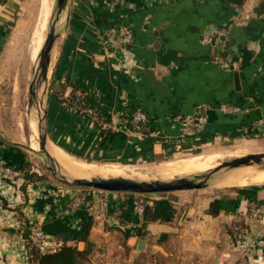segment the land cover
<instances>
[{
    "label": "crops",
    "instance_id": "obj_1",
    "mask_svg": "<svg viewBox=\"0 0 264 264\" xmlns=\"http://www.w3.org/2000/svg\"><path fill=\"white\" fill-rule=\"evenodd\" d=\"M22 7L23 0H0V68ZM62 13L48 83L73 81L95 110H76L48 90L49 145L75 160L117 161L264 140V0H67ZM124 28L131 37L120 42ZM215 35L219 42L201 41ZM137 107L154 135L133 128ZM195 111L205 118L202 127L183 128L182 118ZM28 159L0 133L1 163L21 173ZM101 191L0 171V264H29L19 220L40 225L53 247L65 242L82 249L76 238L84 219L93 243L88 264H145L156 257L165 264H233L243 251L238 229L248 239L246 264H264V187L208 184L146 199ZM140 238L146 243L136 253Z\"/></svg>",
    "mask_w": 264,
    "mask_h": 264
},
{
    "label": "rangeland",
    "instance_id": "obj_2",
    "mask_svg": "<svg viewBox=\"0 0 264 264\" xmlns=\"http://www.w3.org/2000/svg\"><path fill=\"white\" fill-rule=\"evenodd\" d=\"M55 2L56 0H23V7L21 8V12L18 15L19 18L17 19L16 24L14 26L11 42L10 44H8L5 55L2 58L3 61L1 62L0 133L2 134L4 140L5 139L10 140L12 144L18 145L21 149H23L25 153L29 155L30 157V159H28L29 166L34 169L33 171H35V173L40 175L39 178L48 179L60 185H65L60 181V179L56 175L53 174V171L49 169V167H54L56 171L64 174L66 177L69 178L123 176V175H107V174H102L100 176L88 175L71 169L65 171L57 163L56 159H54V161H51L48 158V156L39 148L40 128L38 127V123L41 125V130L45 129L46 132L45 118L42 119L43 110L45 108V98H44L45 96H44V89L40 87L39 91L36 94V97H34L32 100L31 107L28 108V99L31 96L29 93V84L31 80L34 77H36L37 63H38L37 57L36 59L29 60V53L34 41L35 25L38 19L37 16H38L39 7H40V11L38 17H40V22H41L40 24L41 41L43 35H44L43 38L44 41L49 25L55 21V12H56ZM62 21H63V13L55 21L56 36H57V32L60 29V25ZM2 65H4V67H2ZM1 70L3 71L1 72ZM48 90H49V83H48ZM39 119H41V122L39 121ZM33 121L35 123L34 126L29 125ZM204 151H208V152H204ZM259 151H264V140L256 138V139H238L236 141L233 140L224 143L211 142L209 144H205L197 147L195 146L187 147V148L185 147L184 149H181L178 152L166 153L165 156L153 155L152 157L125 158L117 161L116 160L98 161L90 157H84V156H73V157L83 160V162L87 161V163L90 164L103 166L105 167V169H109V170L120 169V168L121 169L133 168L135 170L137 169L140 172L139 174L137 173L138 172L137 171L135 173V176L134 175L131 176L128 173H125V175L123 176L137 180H152V179L168 180L174 177L185 176V177H190L195 181H197L200 179V177H195L196 174L200 176L201 174H205L206 171H202L201 173L198 172L195 174L194 173L187 174L190 172H184L182 173L183 175L172 173L170 175L167 174L166 176H161L157 174H148V172L157 163L168 160H178V159L190 158L194 156H200L202 159L201 160L202 162H200L201 163L200 167H202L203 165L204 166L209 164L212 165V163L230 159L234 156L243 155L249 152H259ZM198 152H202V153H198ZM226 152L227 153L230 152L232 153V155H228V156L222 155L223 153L225 154ZM254 164L258 165L257 163ZM258 166L261 167L260 164ZM233 168L236 167H232V168L221 167L220 169L212 172L209 175L206 183L211 185V187H220V188H231V187L239 188V187L257 186V185L264 187V168L262 169L249 168V167L242 169H233ZM224 173L234 174L237 177L241 176L240 179L244 178L246 181H248V183L245 185H238V186L217 185L215 181L217 180L218 177H220ZM256 176H258L257 177L258 179L256 178ZM194 190H198V188ZM104 192H108V191H104ZM170 192L171 191L155 192V193H133V192H122V193L129 194L135 197L141 196L144 199H146L147 197H149V195L152 196L165 195ZM25 224H24L25 225L24 229L29 230L30 225L26 222ZM236 231H237L236 236H239L238 233L239 229ZM22 232L24 233V230ZM92 258H93L92 260H94L95 256H93ZM111 261L112 260L108 261L109 264L111 263ZM84 263L85 264L89 263V256L87 261H84ZM145 264H165V259L161 257H156V259L145 262Z\"/></svg>",
    "mask_w": 264,
    "mask_h": 264
},
{
    "label": "water",
    "instance_id": "obj_3",
    "mask_svg": "<svg viewBox=\"0 0 264 264\" xmlns=\"http://www.w3.org/2000/svg\"><path fill=\"white\" fill-rule=\"evenodd\" d=\"M234 3H241L242 0H232ZM67 4V0H56L55 2V21L60 17L64 11ZM55 21L52 22L48 31L45 35V39L40 47L37 54V74L29 84L30 97L28 99V108L31 107L32 100L36 97L38 88L42 87L44 89V96L48 92V69L51 59V50L53 43L56 39L55 34ZM150 78L154 84L158 87H162L160 82L157 81L152 73V71L147 70ZM45 98V97H44ZM43 102V101H42ZM45 118V108L43 110L42 119ZM41 122V119H39ZM39 130V148L43 151L51 161H54V156L47 149V139L45 129L41 130V125L38 123ZM257 163L261 167H264V151L259 152H249L243 155L234 156L230 159L220 161L214 167L205 170V174L200 176L196 174L195 177H200L199 180L195 181L190 177L179 176L168 180L164 179H152V180H137L129 177L117 176V177H66L64 174L56 171L54 167H49L53 171L60 181L66 186H77L93 188L98 190L106 191H121V192H133V193H155V192H168L174 190L182 189H196L202 188L206 185L209 175L220 169L221 167H237L240 165H249ZM146 240L143 238L138 239L134 252L141 251L145 246ZM115 264H125L123 262H115Z\"/></svg>",
    "mask_w": 264,
    "mask_h": 264
},
{
    "label": "trees",
    "instance_id": "obj_4",
    "mask_svg": "<svg viewBox=\"0 0 264 264\" xmlns=\"http://www.w3.org/2000/svg\"><path fill=\"white\" fill-rule=\"evenodd\" d=\"M67 86L71 89L68 95H64V90ZM50 93L56 94L61 97L67 106L76 110L82 111L84 108L91 107L85 102L83 92L78 84L70 80L52 81L49 84ZM95 110V109H94ZM100 117V114H98ZM139 130L148 132L147 127H141ZM34 169L29 166L28 160H24L21 164V174L27 180L37 179L40 175L33 171ZM141 197V196H140ZM82 235L76 239L84 241L85 245L79 249L75 243H61L51 249L44 250L39 248L28 236V230H24L25 244L27 248V258L29 264H84L88 259L89 253L92 250L93 243L88 238L90 229V222L83 220L80 226Z\"/></svg>",
    "mask_w": 264,
    "mask_h": 264
},
{
    "label": "bare ground",
    "instance_id": "obj_5",
    "mask_svg": "<svg viewBox=\"0 0 264 264\" xmlns=\"http://www.w3.org/2000/svg\"><path fill=\"white\" fill-rule=\"evenodd\" d=\"M38 16H39V14H38ZM47 21H48V19H47ZM40 24H41L40 17H38L36 25H35L34 41H33V45L31 48V58H33L35 56V54L38 50V47L41 43V26H40ZM47 27H48V25H47ZM47 149L54 156V158L56 159L57 163L61 166V168L65 171L68 169H71V170H76V171H79V172H82V173H85L88 175H99V176L102 174L123 175L124 176L125 173H128L131 176H133V175L135 176V173L138 171L137 169L135 170L133 168H123V169L120 168V169L109 170V169H105V167H103V166H99L96 164H90L87 162L75 160V159L71 158L70 156L66 155L64 152H62L56 146L49 145V143H47ZM226 153L225 154L223 153L222 155H225V156L232 155V153H230V152H228L227 154ZM201 160L202 159L200 156H194V157L178 159V160L163 161V162L157 163L152 169H150L151 171L149 170L148 174H157V175H161V176H166L167 174L170 175L172 173L181 175L184 172H190L187 174H192V173L195 174L198 172L201 173L202 171H205L211 167H214L215 165H217L220 162L219 161V162L212 163V165L209 164V165H206V166L203 165L202 167H200V165H201L200 162H202ZM248 167L249 168H256V169L264 168V167H260V166L255 165V164H251V165H240V166H237L236 168H233V169H242V168H248ZM137 173L139 174L140 172L138 171ZM230 173L229 174L224 173L220 177H218L217 180L215 181L216 184L220 185V186H234V185L238 186V185H245L248 183V181H246L244 178L240 179L241 176L237 177L236 175L230 174ZM258 173H260V172H258ZM255 174H256V172H255ZM257 177L258 176H256V178ZM213 185H214V183H213Z\"/></svg>",
    "mask_w": 264,
    "mask_h": 264
},
{
    "label": "built area",
    "instance_id": "obj_6",
    "mask_svg": "<svg viewBox=\"0 0 264 264\" xmlns=\"http://www.w3.org/2000/svg\"><path fill=\"white\" fill-rule=\"evenodd\" d=\"M218 34V33H217ZM131 37V32L128 28H124L122 31L121 36L118 37V41L124 42L128 41ZM201 41L204 43H214V42H219V36L215 35L214 37L212 36H203L201 38ZM222 63V61H221ZM224 65H227V63H223ZM131 121L133 124V128L135 129H140L141 127H146V124H148V117L144 113V111L137 107L135 108L134 112L131 115ZM205 118L197 113L195 111L192 114L186 115L182 118V125L184 126L183 128H187L189 126H192L194 130H199L202 127V124L204 123ZM150 134H155V131L152 129L148 131ZM0 171L3 173H13L15 175L20 174V170L17 168L8 166L6 164H3L0 162ZM102 204H105V199H102ZM139 211L143 210V205H139L138 207ZM25 222L24 220H19L18 226L21 231L24 230L25 227ZM29 230H28V236L32 240L33 243H35L37 246H39L40 249L48 250L53 248V246L50 244L48 239L46 238V235L40 225L36 223L29 224ZM239 236H237V240H240L243 245V251L242 255H240L238 261L233 264H246V250H247V245H248V239L242 235V231L239 230ZM55 247V246H54Z\"/></svg>",
    "mask_w": 264,
    "mask_h": 264
}]
</instances>
